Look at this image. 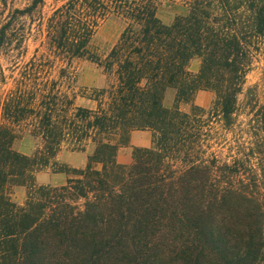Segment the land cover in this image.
<instances>
[{
    "label": "trees",
    "instance_id": "16d2710c",
    "mask_svg": "<svg viewBox=\"0 0 264 264\" xmlns=\"http://www.w3.org/2000/svg\"><path fill=\"white\" fill-rule=\"evenodd\" d=\"M44 1L8 15L0 56L26 53L31 28L18 22ZM160 3L67 0L40 22L44 50L13 66L0 97V264H264V93L249 88L239 103L264 48V0H187L169 24ZM110 19L124 28L101 57L91 43ZM82 58L113 83L79 87L71 63ZM201 91L214 95L206 109L193 103ZM144 130L151 146L118 164L129 134ZM24 136L40 143L31 156L15 150ZM65 145L93 147L83 169L55 161ZM48 167L68 176L64 185L36 183Z\"/></svg>",
    "mask_w": 264,
    "mask_h": 264
},
{
    "label": "rangeland",
    "instance_id": "374dc122",
    "mask_svg": "<svg viewBox=\"0 0 264 264\" xmlns=\"http://www.w3.org/2000/svg\"><path fill=\"white\" fill-rule=\"evenodd\" d=\"M33 0H0V26L7 19L8 15L14 10H23L28 7ZM67 0H45L44 4L40 6L32 16L29 18H23L18 22L19 30L22 28H31V32L26 36L24 47L26 53H23L21 57H15L13 53L3 50L0 56V97L2 98L8 89L12 86L13 78L16 76V71L13 70L15 63L21 64L28 60L36 49L40 52L44 50L41 47L43 41V33L39 32L40 22L42 25L45 23L47 17L51 12L63 5ZM187 0H160V7L157 13L159 19L169 24L172 22L175 16L184 14L186 11L185 3ZM124 23L118 19H110L104 22L96 31L91 48L93 52H96L101 57H105L113 45L117 42ZM194 64V66H193ZM71 68L74 69L77 75V85L81 88L101 90L108 88L113 83V78L108 76L102 68L97 64L91 62L88 59H76L72 61ZM200 68V61L193 59L189 64V70L192 73L198 72ZM4 76V81L1 82V76ZM257 87L258 93L261 95L264 93V48H261L258 52L254 53V58L250 70L246 74L245 84L241 95L239 96V103L244 101L246 92L249 88ZM204 92V91H201ZM199 95H208L206 98H199ZM198 96V100H197ZM174 99V91L167 90L163 105L170 108ZM170 100V101H169ZM214 100V95L211 92L195 94L193 103L202 108H208ZM76 104L81 107L94 108L95 103L83 99H78ZM179 108L183 112H188L190 109L189 104L181 103ZM238 121H246V117L243 112L240 113ZM39 141L24 136L15 144V150L18 152L31 156L39 147ZM93 147L86 145L83 150H73L69 146L65 145L58 152L55 161L58 164L67 165L68 167L75 169H83L87 163V157L92 154ZM60 176L67 180L68 176L65 174L53 173V167L43 168L35 174V180L38 185L59 187L60 182H51V179ZM65 181L62 183L64 185ZM26 196V189L24 187H17L11 191V199L21 204Z\"/></svg>",
    "mask_w": 264,
    "mask_h": 264
},
{
    "label": "crops",
    "instance_id": "0c3cea01",
    "mask_svg": "<svg viewBox=\"0 0 264 264\" xmlns=\"http://www.w3.org/2000/svg\"><path fill=\"white\" fill-rule=\"evenodd\" d=\"M194 66V64H193ZM199 93H205L207 92H199ZM208 95H199V98H206ZM198 100V96H197ZM170 101V100H169ZM174 99L170 101L171 106L173 105ZM170 106V107H171ZM152 142V133L148 130L144 131H132L129 134V141L128 146L126 148H122L117 152L116 161L118 164L122 166H128L132 163V151L135 148H149L151 146ZM60 180H62L60 182ZM60 182L58 185H63L62 183L65 181L63 177L57 176L53 179H51V182ZM66 182V181H65ZM65 184V183H64Z\"/></svg>",
    "mask_w": 264,
    "mask_h": 264
}]
</instances>
